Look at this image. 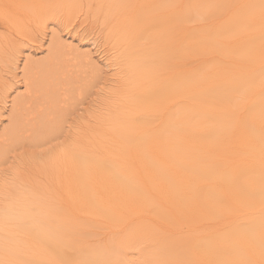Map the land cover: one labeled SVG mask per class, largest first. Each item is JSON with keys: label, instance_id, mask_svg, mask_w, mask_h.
<instances>
[{"label": "bare ground", "instance_id": "obj_1", "mask_svg": "<svg viewBox=\"0 0 264 264\" xmlns=\"http://www.w3.org/2000/svg\"><path fill=\"white\" fill-rule=\"evenodd\" d=\"M36 1L0 0V27L17 30L12 14L25 15ZM67 1L75 9L85 0ZM105 3L130 45L121 104L62 145L58 179L43 183L17 170L8 185L0 171V264H264V0ZM189 16L203 21L201 30L188 29ZM148 32L160 42L152 53L138 41ZM20 45L10 51L0 42V58L13 62L26 49ZM181 49L182 59L192 53L198 62H175ZM43 64L27 58L26 90L12 102L0 145L37 128L25 121L37 85L26 74ZM1 71L5 102L14 87ZM107 117L113 146L142 160L129 180L92 164L108 149ZM103 207L117 208V220ZM92 218L117 224L106 227V243L87 242Z\"/></svg>", "mask_w": 264, "mask_h": 264}, {"label": "rangeland", "instance_id": "obj_2", "mask_svg": "<svg viewBox=\"0 0 264 264\" xmlns=\"http://www.w3.org/2000/svg\"><path fill=\"white\" fill-rule=\"evenodd\" d=\"M105 2L106 0H85L84 5L73 9L68 5L67 0H38L32 4L30 14L28 12L24 15V10L21 8L19 9L21 13L12 14L11 19L15 21L12 26L18 31L11 29L10 26L0 27V42L7 45V48L10 46V51L13 50L16 42L20 43L22 48H26L22 55L19 54V57L11 60L13 62H10L8 54H5L4 58L3 54L0 58L1 74L8 84L14 87L9 93V98L5 102L0 101V139H4L3 134L10 126L12 102L18 99L20 94L25 93L23 67L27 58L45 63L40 69L35 70L36 73L28 71L26 74V77H32L37 85L32 99L30 101L27 99L29 103H26L25 107L28 109L25 111L30 117L26 113L28 118L25 117V121L28 124L27 129H31L33 123H36L37 128L18 139L10 140L5 146L0 145V158L4 160L1 161L0 171L4 170L5 177L9 179L8 185H13L10 178L14 179L13 174L17 170L24 171L28 178H33L32 175L36 172L37 176L34 178H38L43 183L50 179H58L62 168L54 164L58 171L55 170L53 163L59 159V156L63 157L64 151L61 149L69 138L88 124L92 125L95 122L93 125L96 126L97 116L101 111L109 113L108 116L111 117L115 108L121 104L120 93H125V52L130 45L128 40L122 38L115 18L109 15ZM10 7L13 8V4ZM213 12H209L210 18L213 19L211 23H215L214 20L218 17ZM188 18L186 24L191 32L201 30L203 21L190 16ZM53 35H56L59 42L56 46L52 42ZM139 40L143 47L149 46L153 49L148 50L147 53L155 52L160 47V42L156 38L152 42L150 32L141 35ZM180 51L181 54L173 58L175 62L181 64L184 61L188 63L187 65L198 62L199 58L192 53H186V58L182 59L183 50ZM50 57L52 61H47ZM15 60H17L16 64ZM2 94L0 93V96ZM119 94L120 98H118ZM0 100H3L2 96ZM118 100L119 103L115 105V101ZM112 106L115 107L113 110L110 109ZM32 116H37L38 119L32 120ZM109 117L103 130L108 149L105 147L104 151H101L103 157L92 164H100L112 176L119 173L121 178L129 180L131 174L138 173L142 160L137 150L113 146L112 141L108 139L111 137L112 128L108 122ZM35 156L36 158H32ZM38 158L41 160L38 161ZM29 170H32L30 171L32 173ZM131 188L132 186L129 185L128 189ZM14 189L15 186L11 190ZM60 205H63V209H68L64 203ZM76 207L74 203L73 211ZM103 208L107 209V207ZM95 209H98L97 205ZM107 211L113 216L111 219L116 221L117 208L111 207ZM88 225L95 227L92 228L96 231L87 241L92 245L98 242L106 243L105 241L113 234L106 227L117 224L101 218L93 223L92 218L91 224ZM134 254L132 253L133 258L137 259V253Z\"/></svg>", "mask_w": 264, "mask_h": 264}]
</instances>
